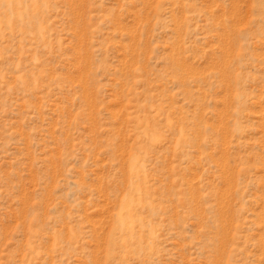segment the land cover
I'll return each mask as SVG.
<instances>
[{
    "label": "rangeland",
    "instance_id": "1",
    "mask_svg": "<svg viewBox=\"0 0 264 264\" xmlns=\"http://www.w3.org/2000/svg\"><path fill=\"white\" fill-rule=\"evenodd\" d=\"M0 264H264V0H0Z\"/></svg>",
    "mask_w": 264,
    "mask_h": 264
}]
</instances>
